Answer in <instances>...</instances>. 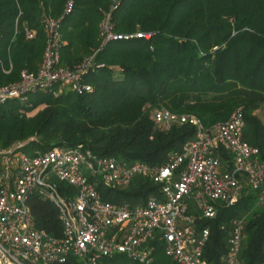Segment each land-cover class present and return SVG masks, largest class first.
<instances>
[{
  "label": "trees",
  "instance_id": "1",
  "mask_svg": "<svg viewBox=\"0 0 264 264\" xmlns=\"http://www.w3.org/2000/svg\"><path fill=\"white\" fill-rule=\"evenodd\" d=\"M67 1L72 8L63 15ZM106 13L112 34L143 36L103 42L99 24ZM44 17L60 18L59 66L72 68L95 52L79 80L88 90L62 86L55 95L42 90L0 103V148L16 141H26L30 152L81 145L97 156L159 165L193 138L194 129L161 131L154 110L191 114L208 128L239 109L242 140L264 162V119L255 114L264 106V0H0V62L11 64L8 74L0 72V85L15 82L21 70L37 69ZM24 28L34 32L31 40L24 39ZM95 189L105 201L134 205L157 187L134 178L122 190ZM26 204L36 229L60 235L49 202L30 195ZM215 209L213 219L197 221L209 230L204 259L221 263L230 221L243 217L240 264H261L264 208L253 194L243 190L234 205ZM52 264L79 263L68 257ZM98 264L139 263L115 255ZM150 264L175 263L157 247Z\"/></svg>",
  "mask_w": 264,
  "mask_h": 264
},
{
  "label": "built area",
  "instance_id": "2",
  "mask_svg": "<svg viewBox=\"0 0 264 264\" xmlns=\"http://www.w3.org/2000/svg\"><path fill=\"white\" fill-rule=\"evenodd\" d=\"M71 8L67 1L63 15ZM59 22L60 18L41 19L44 48L37 69L21 70L15 82L1 84L0 103L24 101L42 90L53 89L55 95L62 86L76 92L88 90L79 80L95 52L72 68L59 66L63 44ZM99 31L103 42L143 36L112 34L107 13ZM33 36V31L24 28V39ZM10 70L9 60L6 67L0 62L2 74ZM152 121L161 131L190 126L194 136L159 165L97 156L81 145L30 152L26 141H16L0 148V264L64 263L68 257L79 264H98L100 258L115 255L150 264L157 247L175 264H209L203 257L209 230L197 221L213 219L215 204L234 205L243 190L253 194L257 207L264 208V162L257 148L242 140L239 109L208 128L194 115L162 108L153 111ZM134 178L157 187L134 205L105 201L95 189L101 184L122 190ZM30 195L53 206L61 226L58 237L34 227L26 204ZM243 225V217L230 221L220 264H240Z\"/></svg>",
  "mask_w": 264,
  "mask_h": 264
},
{
  "label": "rangeland",
  "instance_id": "3",
  "mask_svg": "<svg viewBox=\"0 0 264 264\" xmlns=\"http://www.w3.org/2000/svg\"><path fill=\"white\" fill-rule=\"evenodd\" d=\"M62 67V66H61ZM40 109V107L38 106V107H35V108H33V109H31V110H29V111H27V116H30V115H32V114H34L36 111H38ZM263 109H264V106H261L258 110H256V112H255V114H256V116L259 118V120L260 121H263V119H264V111H263Z\"/></svg>",
  "mask_w": 264,
  "mask_h": 264
}]
</instances>
